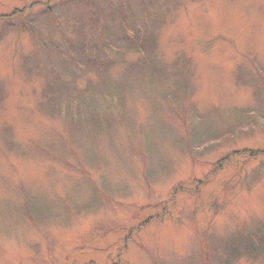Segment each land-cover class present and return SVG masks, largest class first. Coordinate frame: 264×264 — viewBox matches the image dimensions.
<instances>
[{"label": "rangeland", "instance_id": "rangeland-1", "mask_svg": "<svg viewBox=\"0 0 264 264\" xmlns=\"http://www.w3.org/2000/svg\"><path fill=\"white\" fill-rule=\"evenodd\" d=\"M252 236L264 0H0V264H264Z\"/></svg>", "mask_w": 264, "mask_h": 264}, {"label": "trees", "instance_id": "trees-1", "mask_svg": "<svg viewBox=\"0 0 264 264\" xmlns=\"http://www.w3.org/2000/svg\"><path fill=\"white\" fill-rule=\"evenodd\" d=\"M47 11L49 13L51 12L50 6H48ZM19 12H23V9H15L12 14L19 13ZM131 27H132V30L130 32L132 34H134V36H129L131 38L130 43L135 47H140L139 43L137 42V38L139 37L138 34H139L140 29H137V28L135 29L133 26H131ZM228 157H229V155H227V157H225L223 160H227ZM262 241L264 242L262 236H260V237L259 236L258 237L252 236L251 238H248L242 242H239L237 244V246H239L240 251L244 252L245 254L252 255L256 252L261 253V249L262 250L264 249V246H263L264 244L262 243Z\"/></svg>", "mask_w": 264, "mask_h": 264}]
</instances>
